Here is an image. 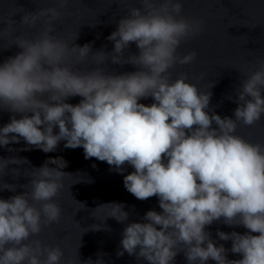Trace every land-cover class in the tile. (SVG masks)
Returning a JSON list of instances; mask_svg holds the SVG:
<instances>
[{"label": "clouds", "instance_id": "1", "mask_svg": "<svg viewBox=\"0 0 264 264\" xmlns=\"http://www.w3.org/2000/svg\"><path fill=\"white\" fill-rule=\"evenodd\" d=\"M68 2L55 0L58 7L23 11L20 24L35 27L40 22L43 29L33 38L17 35L14 44L0 46L20 49L0 63V111L12 113L10 122L0 127V147L23 139L29 147L21 151L35 147L49 153L65 141V148L82 147L85 159L107 162L120 173L124 165L131 166L134 171L123 179L126 190L138 200L157 197L162 211L149 210L144 222L126 225L118 257L127 253L147 264H173L183 253L187 264H264V143L235 134L238 121L250 127L264 116V59H258L259 67L249 69L236 90L235 118H222L209 111V89L215 82L200 91L186 73L171 79L169 69L196 60L195 51L181 56L177 49L200 35L205 24L202 18L182 16L181 0H138L140 7L130 8L107 37L114 42L110 53H93L91 44L72 43L78 33L71 43L54 34V22L63 17L60 9ZM4 23L0 39L10 34L15 21ZM132 43L138 53L126 56ZM88 57L96 66L81 71L77 65ZM109 59L136 70L109 72L102 67ZM203 78L201 73L198 79ZM76 96L81 97L79 103L66 102ZM149 97L150 105L139 102ZM27 163L26 158L0 157V192H16L17 184L4 180L6 169ZM65 167L63 158H49L32 167L28 183L19 186L22 193L0 198V264H61L64 253L59 246L30 237L59 222L62 209L55 198L71 174L62 171ZM12 172L19 178V168ZM76 202L79 210L85 209V203ZM124 208L122 203L101 204L92 215L108 209L105 220L123 223L130 215ZM216 221L247 231H217L221 241L232 242L229 250L217 246L206 231ZM102 228L110 230L91 226L95 231ZM228 251L242 258L229 260ZM66 264L77 262L68 259ZM87 264H93L91 259Z\"/></svg>", "mask_w": 264, "mask_h": 264}]
</instances>
